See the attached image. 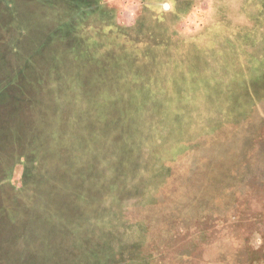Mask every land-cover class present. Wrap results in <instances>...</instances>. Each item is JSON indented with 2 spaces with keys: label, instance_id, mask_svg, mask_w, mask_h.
<instances>
[{
  "label": "rangeland",
  "instance_id": "obj_1",
  "mask_svg": "<svg viewBox=\"0 0 264 264\" xmlns=\"http://www.w3.org/2000/svg\"><path fill=\"white\" fill-rule=\"evenodd\" d=\"M258 235L264 0H0V264H264Z\"/></svg>",
  "mask_w": 264,
  "mask_h": 264
},
{
  "label": "crops",
  "instance_id": "obj_2",
  "mask_svg": "<svg viewBox=\"0 0 264 264\" xmlns=\"http://www.w3.org/2000/svg\"><path fill=\"white\" fill-rule=\"evenodd\" d=\"M197 169H200V168H197L196 166H194L193 167V172H195ZM203 169H206V168H204L203 167ZM215 170L216 169V166H213L212 168H207V170H209V171H211V170ZM228 168H227V166L226 167H224V170H221V171H224V172H226V176H225V181H227V180H229V179H233V174L231 173L232 171V168H230L229 169V172H227V171H225V170H227ZM192 172V173H193ZM234 173V172H233ZM231 174V176L229 177V175ZM229 177V178H228ZM190 177L187 179V181L189 182L190 181ZM224 179L222 178L221 179V181H223V183H224ZM218 179H215V181H217ZM222 185H228V181L227 182H225L224 184H221V185H216V189H219L220 188V186H222ZM240 185H242V183H240ZM244 186L245 187H247V188H256V187H259L258 185H256V184H251L250 186L249 185H247V184H244ZM211 191H214L212 188H211ZM197 198L198 197H196L194 200H192L191 201V199L190 200H188V201H186V202H184V204H185V206L186 205H190V207H191V205H193V204H195V202L196 201H198L197 200ZM229 200H230V198H228ZM220 202H222V201H220ZM220 202L219 201H216V196H214L213 197V199H206V200H204V201H202V204H206V205H211V206H216V208H217V205H220ZM222 204H226L225 202H222ZM190 207H188V208H186V209H184L183 207L179 210L180 211V220H179V222H180V226L178 227L179 229H181V231H182V233H185L186 231H187V228H188V226H190V230L191 231H194L197 227H199V226H201L200 224H198V226L197 225H186L185 224V212H187V211H191L192 213H199V211H197V210H194V209H190ZM215 208V207H214ZM187 210V211H186ZM208 210H211L212 211V209L211 208H208ZM214 210V209H213ZM226 210V209H225ZM224 210V211H225ZM211 211H208L209 213L211 212ZM234 211V210H233ZM232 211V212H233ZM227 212H229V210L227 209ZM227 212H225V213H227ZM199 214H201V212L199 213ZM208 213H204V215H207ZM209 215V214H208ZM212 216V215H211ZM209 221V220H208ZM205 224V223H204ZM259 227H260V225H259ZM189 231V230H188ZM249 237H252V235L250 236V235H248ZM248 237V238H249ZM258 238H259V243H261V244H259L258 243V251L261 253H263L264 254V241H263V238H262V235H258L257 236ZM260 240H261V242H260ZM251 245V244H250ZM178 248H179V246H178ZM264 263V259L261 261V263Z\"/></svg>",
  "mask_w": 264,
  "mask_h": 264
}]
</instances>
